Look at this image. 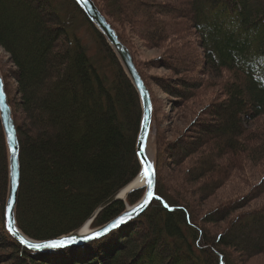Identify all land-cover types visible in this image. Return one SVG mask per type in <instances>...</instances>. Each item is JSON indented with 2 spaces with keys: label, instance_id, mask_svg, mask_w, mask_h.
Instances as JSON below:
<instances>
[{
  "label": "trees",
  "instance_id": "1",
  "mask_svg": "<svg viewBox=\"0 0 264 264\" xmlns=\"http://www.w3.org/2000/svg\"><path fill=\"white\" fill-rule=\"evenodd\" d=\"M91 1L129 51L149 92L152 117L157 118L155 100L134 61L132 34L147 46L165 45L169 54L179 55L174 63L183 71L175 64L171 68L178 75L192 73L196 62L203 67L197 68L201 75L227 74L225 98L201 110L194 138L166 142L158 137L155 196L142 214L84 245L48 253L28 251L5 231L8 152L0 122V248L10 251L8 261L241 264L240 254L263 257L264 202L240 211L263 196L264 180L222 209L219 219L215 213L200 217L197 207L231 173L242 178L246 167L264 169V0H179L169 6L156 0ZM187 31L196 38L200 56L181 44ZM171 38L180 53L174 44L169 48ZM0 49L13 67L6 73L0 67V75L19 145L16 224L31 240L57 239L81 228L138 175L139 97L74 0H0ZM11 80L17 99L11 97ZM193 83L169 84L172 91L180 87L175 93L179 108L193 99L199 88ZM172 166L179 169L175 183L165 181L171 175L164 170ZM142 195L137 191L124 202H112L91 228L119 217L125 202L133 205ZM218 223L226 224L224 231L210 232Z\"/></svg>",
  "mask_w": 264,
  "mask_h": 264
},
{
  "label": "rangeland",
  "instance_id": "2",
  "mask_svg": "<svg viewBox=\"0 0 264 264\" xmlns=\"http://www.w3.org/2000/svg\"><path fill=\"white\" fill-rule=\"evenodd\" d=\"M156 2H158L159 4L167 3L166 5L168 6L169 4L172 3L174 4V2L176 4H179V0H156ZM175 17L177 18L176 15L172 16V18ZM190 33L191 31H187V35L189 36L186 38V40L181 39L182 40L181 44L186 45L187 50L190 51L191 53H195L198 56H200V52L198 51L199 48L197 47L198 43L196 41V38H194ZM132 35L133 38H132L131 50L134 57V61H136L137 65H139L140 68H142L143 74L145 75L147 81L151 85L149 86L151 88V92L153 94L155 100V106L157 110L156 111L157 118L152 117L151 130L145 143V148L152 157V164H153L157 156L158 137L162 136V138L166 140V142H177L178 140L184 139L186 137L189 138L195 137L193 135V132H195L196 129L193 128V123L196 121L197 117H199L201 110L204 109L210 103L221 102L224 100L225 95L223 91V84L227 79V74H223L221 76L207 75V74L201 75L200 74L201 71H197V68L200 67L201 70L203 71V67L201 66V63L198 64L196 62L195 66H193L192 73H189L187 75H180V74L178 75L171 68H173V65L175 64L174 61H176V58L179 55L174 56L171 53L169 54L165 45H162L157 48H153L151 45L147 46V44L145 45L144 43H142L141 36L137 37L135 36V34ZM172 40L174 41L173 43L171 42V40L167 42L169 48L173 47L174 44L175 46H177L176 53H180V51L178 50L179 49L178 42H176L175 38ZM175 65H177V68L183 71L182 66H180L179 63ZM0 67L3 73H6V71L8 72L9 69L11 70L13 69V67L7 61L6 54L1 49H0ZM168 68L171 71H169ZM189 69L190 68H187V71ZM175 80L183 81L186 83L187 82L189 83L190 81V82H194L193 84L195 85H199V88L192 92V95L194 96L193 99H191L190 101H186L184 104H182L180 108L179 106L181 105V103L180 101H178L179 97L175 94L179 92L178 90L180 89V87L176 85L175 91H172L169 87V84L171 82H175ZM10 83L13 86L11 97L17 99L14 91L15 84L12 80L10 81ZM169 89L170 91H172L171 95L166 93L169 91ZM177 102L179 103L176 105ZM263 170L264 169L262 170L256 169L254 171H249L248 167H246L244 170V176L242 178L240 176H237L236 173L233 174L231 173L230 174L231 177L227 179L220 187H218V189L213 194H211L205 201H201V202L199 201V206L197 208L200 217H203L207 213L210 214L215 213L214 216L217 219H219L220 211H222V209H224L225 207L229 208L233 204L235 205V203H238L243 195H246L248 192L250 193L253 186L258 184L261 180L262 181L264 180ZM164 172L169 173L171 175V177L169 178H167L168 176H166L165 181L169 183L171 182L175 183L173 180H175V178L178 176L179 169L174 168L172 166L171 171L165 169ZM180 178L181 176L179 177V180ZM243 178L246 180V183L242 182L244 181ZM171 193L173 195L176 194L174 189H172ZM125 200L126 198H124V201ZM263 202H264V194L263 196L249 202L246 209H243L240 212H245L247 210L253 211V207L256 206L259 207ZM217 212L218 215H216ZM225 225H226L225 223L223 224L218 223L216 227H212V228L210 227V232L212 233L214 232L215 234L220 233L221 231L223 232L225 229ZM89 229L95 230L97 228L92 229L90 225ZM9 252L10 251H6L4 249L2 250L0 248V261L4 262L2 264H11V262L8 261ZM239 257L241 264H264V256L246 258L245 256L240 254Z\"/></svg>",
  "mask_w": 264,
  "mask_h": 264
},
{
  "label": "water",
  "instance_id": "3",
  "mask_svg": "<svg viewBox=\"0 0 264 264\" xmlns=\"http://www.w3.org/2000/svg\"><path fill=\"white\" fill-rule=\"evenodd\" d=\"M74 2L79 6L90 24L103 36L106 43L113 50L118 61L121 64V67L123 68L125 74L129 78L131 84L138 94L141 106V122L136 141V156L138 158L140 170L136 178H134L128 185H126L122 189L125 192V196L123 198L118 196L119 192L121 191L120 190L118 193L104 202L101 206H99L89 218V220L75 232H72L66 236L59 237L57 239L47 241H34L25 236L18 229L15 220V209L18 200L20 180L19 145L17 142L16 130L12 118L11 109L8 105L7 97L4 92V84L2 81V77L0 76V122L8 152V188L4 212V227L9 237L14 239L23 248L33 253H48L69 247H77L90 240L100 238L101 236L121 227L125 223L142 214L147 209L150 202L154 199L155 196V162L153 163V165L149 164L145 154V143L152 126V106L149 92L136 71L129 51L120 43L115 31L107 23L105 18L100 14L93 2L91 0H74ZM145 168H148L149 177L146 179L147 187L143 189L133 183H135V181L140 177H144L143 173ZM153 173L154 175H152ZM149 180H151V184H149ZM136 191H143V195L137 203L128 205L125 202V211L119 217L108 222L100 228H97L95 230L89 229L93 220L103 209H105L114 201L124 202V198H127L130 194ZM149 192H151L152 199L148 200L146 207L137 212V210L140 209V206L144 204L145 200L148 199ZM121 219H124L125 222L119 224L117 227H113V225ZM84 228H86L87 230L83 233ZM59 242H63V246L44 247V245L55 244ZM32 245H36L37 247H32Z\"/></svg>",
  "mask_w": 264,
  "mask_h": 264
},
{
  "label": "snow or ice",
  "instance_id": "4",
  "mask_svg": "<svg viewBox=\"0 0 264 264\" xmlns=\"http://www.w3.org/2000/svg\"><path fill=\"white\" fill-rule=\"evenodd\" d=\"M143 175H144V177L146 179L149 177L148 168H145ZM152 175H154V173ZM149 184H151V180H149ZM151 199H152V195H151V192H149L148 199L145 200L144 204H142L140 206V209H138L137 212H139L144 207H146L147 206V203H148V200H151ZM124 222H125L124 219H121V220L117 221L116 224L113 225V227H117L119 224L124 223ZM61 246H63V242H59V243H55V244L44 245V247H61ZM32 247H37V246L36 245H32Z\"/></svg>",
  "mask_w": 264,
  "mask_h": 264
},
{
  "label": "bare ground",
  "instance_id": "5",
  "mask_svg": "<svg viewBox=\"0 0 264 264\" xmlns=\"http://www.w3.org/2000/svg\"><path fill=\"white\" fill-rule=\"evenodd\" d=\"M145 154H146V159H147L148 163L151 164V165H153V164H152V157H151L150 154L147 152L146 148H145ZM133 184H135L136 186H139V187L145 189V188L147 187V180H146L145 177L142 176V177H140L138 180H136L135 183H133ZM133 184H132V185H133ZM118 196L121 197V198L124 197V196H125V192H124L123 190H121V191L119 192ZM86 230H87V229L84 228L83 233L86 232Z\"/></svg>",
  "mask_w": 264,
  "mask_h": 264
}]
</instances>
